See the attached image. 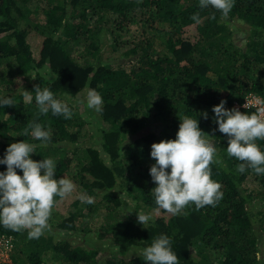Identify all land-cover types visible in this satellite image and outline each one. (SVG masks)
Here are the masks:
<instances>
[{"label":"trees","instance_id":"obj_1","mask_svg":"<svg viewBox=\"0 0 264 264\" xmlns=\"http://www.w3.org/2000/svg\"><path fill=\"white\" fill-rule=\"evenodd\" d=\"M134 27L139 34H129ZM32 39H39L38 47ZM108 47L121 62L103 61ZM36 86L62 100L96 90L104 101L97 113L102 125L91 134L90 120L78 116L37 118ZM248 94L264 103V0H235L226 17L201 10L199 0H0V95L15 102L0 108V157L13 142L36 144L32 159L53 158L57 178L69 175L77 194L97 200L75 199L57 227L94 231L117 248L107 255L65 238L25 240L21 231L0 226L15 241L8 262L0 264H45L48 249L56 264H150L133 250L162 233L172 238L179 264H264V175L237 171L241 161L227 154L228 137L212 112L221 100L232 109ZM205 111L208 119L199 115ZM184 117L198 118L204 139L215 144L211 178L224 195L215 206L190 205L165 216L150 192L151 145L175 139ZM33 120L51 129L47 147L19 136ZM150 121L160 123L161 135L140 133ZM256 143L264 150V139ZM121 195L135 211L160 215L143 227L132 212L121 213L127 204ZM102 210L103 225L94 230L90 221Z\"/></svg>","mask_w":264,"mask_h":264},{"label":"clouds","instance_id":"obj_2","mask_svg":"<svg viewBox=\"0 0 264 264\" xmlns=\"http://www.w3.org/2000/svg\"><path fill=\"white\" fill-rule=\"evenodd\" d=\"M234 4L235 0H199L201 10L214 9L225 17ZM192 20L199 23V13H194ZM34 92L37 118L51 112L52 116L71 119L72 108L49 88L36 86ZM32 100L33 97L29 95L28 102ZM83 102L97 113L103 110V97L94 89L86 92ZM14 103L11 97L0 95V108ZM226 103L221 100L213 106L212 112L218 130L228 137L227 154L241 161L238 172L251 169L256 175H264V150L256 143L264 139V110L248 114L236 108L229 109L225 107ZM199 115L208 119L206 111ZM180 121L175 139L154 142L150 151V157L155 161L149 169L155 184L150 192L158 208L172 216L181 214L190 205L197 210L215 206L224 195L221 184L211 178L210 165L218 162L215 144L204 139L198 118L184 117ZM29 135L42 147L52 142L51 129L37 120L31 121L19 134L23 137ZM36 147V144L25 139L13 142L0 157V165H6V169L0 171V226L16 232L27 230L29 239L41 237L49 228L56 198L63 199L76 190L71 179L57 178V163L53 158H31L30 154L36 152ZM78 198L89 205L95 202L86 193H80ZM134 209L131 206V211ZM137 222L144 227L154 222V218L151 214L137 212ZM133 252L150 264H179V257L173 250V240L167 234H160L150 245Z\"/></svg>","mask_w":264,"mask_h":264},{"label":"rangeland","instance_id":"obj_3","mask_svg":"<svg viewBox=\"0 0 264 264\" xmlns=\"http://www.w3.org/2000/svg\"><path fill=\"white\" fill-rule=\"evenodd\" d=\"M132 32L139 34L137 31H135V27L133 28V30L130 31L129 34H131ZM126 36H128V35H126ZM105 40H106V36L104 38H102V41H105ZM32 41H33L34 45L36 47H38L39 39H32ZM109 50H110V48L108 47V49H106L105 52L103 51V61L104 62L114 63V62H118V61L121 62L122 61L121 57L116 58L115 54ZM107 57H109V58H107ZM88 90H91V89H85L84 91L79 93L77 95V97L74 99L67 98L64 100L67 103L72 102V105L74 106L73 117H72L73 119H76L74 116H78L81 119L90 120V123L89 124L86 123L85 127H87L89 129L88 133L93 134L95 132L96 128L98 127L97 123L99 122L98 121L99 115L94 110L89 109L87 107L86 103L83 102V98H84V96ZM99 123L101 124V122H99ZM148 131L155 132L158 135H161L160 123L150 121V122H148L147 126L140 131V133L146 134ZM126 136H128V135H126ZM102 153H103V151H102ZM65 177L70 179V176L67 174H65ZM80 193H82V191H80ZM80 193L77 194L74 191L72 194L66 196L65 198H63V199L58 198L55 201V204H54V207L52 209L51 216H50L49 222H48L49 228L45 230V232L42 236L46 239L51 238V240L53 242H57V241H60V240L65 238L66 240H69L72 245H79V246L84 245V247H86V248H100L101 249L100 252L101 253H107V255L109 253H111V251L116 252L117 248L115 246H112L113 242L111 241L110 238H102L101 239L97 236V233H94V231H92L88 234H83L80 231H74V232L73 231L70 232L69 230H63L62 231L57 227L56 223L58 221H60V218L67 216L69 214V210L71 209L72 202L78 198ZM126 199H127V204L123 208H121L122 214L126 211H131V206H133L132 201H130V199L125 198L124 195L120 196L121 201H124ZM94 201L95 202L93 203V205H96L97 200L94 199ZM83 208H84V206L80 207L79 211H81ZM131 212L133 214H135V216H137V212L147 214L144 209L143 210L142 209L137 210V211L132 210ZM104 214H105V212H104V210H102V211L98 212L93 217L92 221H90V224H92V226H94V230L98 229L100 225L101 226L103 225ZM161 214L167 216L169 213H167V212L163 213L162 212ZM151 215L153 216V218H155V216H158L160 214L159 213H156V214L151 213ZM88 222L89 221H87V223ZM80 226H82V224H80ZM98 230L100 231L101 229H98ZM21 235H22L21 236L22 238L28 239L27 230L21 231ZM130 256L131 255H127L126 257L128 258ZM41 258H42L43 263H45V264H56V262H57L56 256L54 254H52V252L49 249L43 252Z\"/></svg>","mask_w":264,"mask_h":264},{"label":"built area","instance_id":"obj_4","mask_svg":"<svg viewBox=\"0 0 264 264\" xmlns=\"http://www.w3.org/2000/svg\"><path fill=\"white\" fill-rule=\"evenodd\" d=\"M233 107L236 109L255 110L256 113L264 110V103L255 95L248 94L242 103L234 102ZM264 114V112H262ZM14 241L11 235H6L0 230V263L8 262L9 251L13 248Z\"/></svg>","mask_w":264,"mask_h":264}]
</instances>
